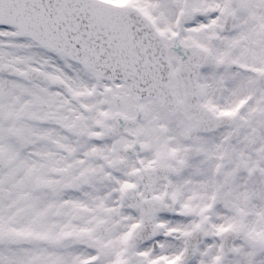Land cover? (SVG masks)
Here are the masks:
<instances>
[{
	"label": "snow or ice",
	"instance_id": "6c2138e0",
	"mask_svg": "<svg viewBox=\"0 0 264 264\" xmlns=\"http://www.w3.org/2000/svg\"><path fill=\"white\" fill-rule=\"evenodd\" d=\"M0 264H264V0H0Z\"/></svg>",
	"mask_w": 264,
	"mask_h": 264
}]
</instances>
